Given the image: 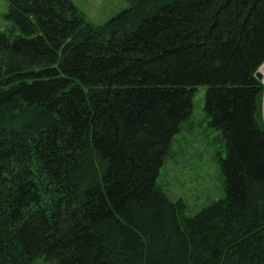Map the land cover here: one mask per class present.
<instances>
[{
  "label": "trees",
  "instance_id": "obj_1",
  "mask_svg": "<svg viewBox=\"0 0 264 264\" xmlns=\"http://www.w3.org/2000/svg\"><path fill=\"white\" fill-rule=\"evenodd\" d=\"M7 2L0 264H264V0ZM200 86L225 197L190 216L158 178Z\"/></svg>",
  "mask_w": 264,
  "mask_h": 264
},
{
  "label": "rangeland",
  "instance_id": "obj_2",
  "mask_svg": "<svg viewBox=\"0 0 264 264\" xmlns=\"http://www.w3.org/2000/svg\"><path fill=\"white\" fill-rule=\"evenodd\" d=\"M72 1L80 14L94 25L105 24L130 6V0ZM8 10L7 0H0V32L13 25L6 19ZM15 34L21 35L19 30ZM206 91L205 86H200L194 92L192 115L175 136L158 178L160 188L171 200H184L190 216L225 197L221 161L227 157V145L221 130L210 124L211 118L205 109ZM34 264L50 263L39 258Z\"/></svg>",
  "mask_w": 264,
  "mask_h": 264
},
{
  "label": "water",
  "instance_id": "obj_3",
  "mask_svg": "<svg viewBox=\"0 0 264 264\" xmlns=\"http://www.w3.org/2000/svg\"><path fill=\"white\" fill-rule=\"evenodd\" d=\"M264 64L256 71L254 77L257 79V81L259 82H264V74L262 73V68H263Z\"/></svg>",
  "mask_w": 264,
  "mask_h": 264
},
{
  "label": "bare ground",
  "instance_id": "obj_4",
  "mask_svg": "<svg viewBox=\"0 0 264 264\" xmlns=\"http://www.w3.org/2000/svg\"><path fill=\"white\" fill-rule=\"evenodd\" d=\"M262 71H263V73H264V66H263V68H262Z\"/></svg>",
  "mask_w": 264,
  "mask_h": 264
}]
</instances>
